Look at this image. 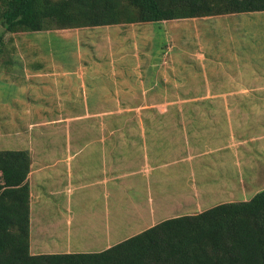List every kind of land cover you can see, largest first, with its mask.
<instances>
[{
    "label": "rangeland",
    "instance_id": "1",
    "mask_svg": "<svg viewBox=\"0 0 264 264\" xmlns=\"http://www.w3.org/2000/svg\"><path fill=\"white\" fill-rule=\"evenodd\" d=\"M1 36L0 149H28L34 157L31 146L44 155L56 143L53 153L65 162L54 167L65 172L59 185L55 175L30 177L33 253L101 251L164 219L249 200L264 189V11L37 32L1 28ZM163 46L171 59L205 57L189 64L197 76L182 72L183 84L196 91L186 87L172 96L204 104L170 107L187 129L154 117L159 123L144 139L126 140L108 154L114 145L95 137L96 119L86 116L118 108L122 91L140 90L142 79L128 66L134 55L159 60ZM89 64L103 70L80 71ZM152 75L154 81L159 73ZM201 84L213 87L199 91ZM109 91L120 92L117 101ZM221 100L232 106L214 104ZM119 160L106 174L104 165Z\"/></svg>",
    "mask_w": 264,
    "mask_h": 264
},
{
    "label": "trees",
    "instance_id": "2",
    "mask_svg": "<svg viewBox=\"0 0 264 264\" xmlns=\"http://www.w3.org/2000/svg\"><path fill=\"white\" fill-rule=\"evenodd\" d=\"M256 11H264V0H0V29L52 31ZM4 52L0 47V56ZM31 165L29 150L0 149V264H264V189L249 200L167 218L101 251L33 253Z\"/></svg>",
    "mask_w": 264,
    "mask_h": 264
},
{
    "label": "crops",
    "instance_id": "3",
    "mask_svg": "<svg viewBox=\"0 0 264 264\" xmlns=\"http://www.w3.org/2000/svg\"><path fill=\"white\" fill-rule=\"evenodd\" d=\"M169 52L170 50L168 46L166 47L163 46L162 49L160 48V54L161 55L163 53L164 54L159 58V60H156L154 58L155 57L153 56L155 55L154 53H151V55L145 54L144 57L139 56V55H134L135 57L132 60L133 67L130 68L128 66V70L133 73L135 78L138 73L137 81L138 82L142 81L141 89L140 90L137 89L136 91H122L121 103L118 108L112 107V109L109 108L108 111L104 109H101L100 111L95 110L94 114L92 113L91 115L86 116V117H89V119L91 117L96 119L95 121L96 127L94 128L90 127L92 130H96L95 137L97 135L100 136V140L102 144H107V145L113 144L114 145V149H105L108 154L116 153L117 150L120 152V149L124 146V141L126 140L132 142V140L133 139L135 140L136 137L144 139L145 137L143 136V134L148 130L149 125H152L153 123H159L158 121H153L154 117H156L159 120H165V122L163 123L165 125L170 124L169 127L171 126L176 127L177 125V126H180V128H184V126L186 128V124L183 120L180 119V121L179 120L174 121L172 119V117L174 116L171 115L170 107H177V110L181 111L186 107L198 108L204 104L203 102H200V103L192 102V101H196V98H190L188 102H191V103H188L187 99L185 98L183 99L179 98L178 100H174L172 99V96L177 91H180V92L186 91V87L188 91L194 88V86L188 87V86H185V84H183L186 78L184 77L182 72L187 71L186 73H192L193 75L197 76L196 72L195 73L192 72L193 69L191 68L189 64H192L196 60H197L196 62H198L201 59H205V57L203 58L202 54H199L197 56H194L196 57L195 61L185 60V58H182L180 56H176V59H173V58L171 59ZM166 54L169 55V57L167 56L168 58L166 57ZM111 60H112V63H115L114 59H111ZM168 60H169V63H168ZM122 61H125V60L122 59ZM92 65L93 64L86 65V67L81 68L80 71L87 69V68H92L93 67ZM125 66H127V64H124L122 67H125ZM142 66L144 67L142 68ZM178 66H181V68H179ZM93 68L99 71L103 70L101 68L100 69L96 67H93ZM106 68L110 71H115V68L113 67L107 66ZM153 69L155 70L156 73H159V76H157L158 78H156L154 81L153 79L155 77L154 75H152ZM130 72H128L129 77H130ZM169 74H170L171 80L165 79L166 76H168ZM30 78L32 79L33 76H30ZM140 79L142 80L140 81ZM170 83L171 85L169 86ZM197 83L198 82H196V84ZM154 87L156 88L160 87L161 90L157 91L156 88L154 89ZM212 87H213L212 84H210L209 86H205V87L203 86V84H201L198 88H199V91L205 92L204 90L209 89L208 91H210ZM194 89L196 91V88ZM173 91L174 93L172 94ZM68 92L75 93V91H68ZM86 93L88 94V92ZM118 94H120L119 91H109L107 95L113 101H117L118 98L116 97V95ZM209 94L210 93H208L207 95ZM184 95H186V93H184ZM212 95L214 94H211V96ZM138 97H141V98H138ZM202 97L203 96L200 95V98ZM213 97L217 98V95H214ZM224 100L226 99L224 98ZM214 104L216 106L220 105L221 108H230L232 106L228 102L222 103V100L219 104L217 103H214ZM109 111H116L117 115L113 114L114 115L113 119L111 117H107L108 115H110ZM66 115H68V117L64 118V120L68 122L72 119V117H69V114H66ZM121 116L123 118H121ZM57 118L59 119V117ZM59 120H61V118ZM190 121L191 119L188 120L189 123ZM135 129L138 130V134H136V136H135V133H137V131ZM125 132L127 133L128 136L124 134ZM120 135L123 137V139L119 137ZM72 140L73 138H67L66 142H69ZM60 143H65V141H61ZM59 147H63V145L59 144ZM104 147L107 148L108 146H104ZM31 149L34 152L33 153L34 157H32V164H33V161L36 163H35V167H32L31 165L29 182H30V177H32L33 175H35V178L38 181H39V178L41 177L43 179H46L47 177H49L48 175H55L57 178L56 179L57 184L58 185L61 184L62 178L65 172L62 169L54 168V167L61 166V164L65 162H64V159H61L60 156H57V154L53 153V151L56 150V143L54 145L52 144L50 149L44 155H41V153H39V149L38 151H34V148H32V146H31ZM67 153H68V150H67ZM121 163H123V161L119 160L118 164L109 163L108 166L105 164L103 169L106 171L108 170L106 174L114 173L113 169L118 167ZM45 168H48V169L53 168V169L50 171V173L44 172L43 174V170ZM68 173H71V170ZM106 177L107 176H105V178ZM30 186H31V182H30ZM50 193L52 195L56 194V192H50ZM31 198H32V205H31V229H32V222H33L32 188H31ZM139 207H137L136 204L132 206V208H135L136 210L137 208L139 209ZM38 212H39V209H38ZM37 214H41V213H37ZM31 236H32V232H31Z\"/></svg>",
    "mask_w": 264,
    "mask_h": 264
}]
</instances>
